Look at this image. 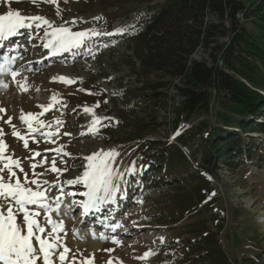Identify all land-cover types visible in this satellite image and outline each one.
<instances>
[{
  "label": "rangeland",
  "instance_id": "374dc122",
  "mask_svg": "<svg viewBox=\"0 0 264 264\" xmlns=\"http://www.w3.org/2000/svg\"><path fill=\"white\" fill-rule=\"evenodd\" d=\"M60 7L63 9V21H78L76 25H70L73 31L97 28L113 35L91 37L86 46L53 57L42 47L41 39L30 41L28 33L31 30L25 29L26 39L22 40L25 44L21 47L27 53L22 55L24 58L17 64L22 62L19 67L25 65L33 68V71L22 74L28 77L29 90L24 92L12 83L7 89L0 88V107L7 110L4 120L13 117L12 123L23 134L26 126L20 120L17 121L21 110L25 114L40 113L43 108L38 106L52 105L39 118L44 121H54L56 118L65 121L52 143L45 142L39 135L36 136L39 144L29 138V148L49 158L43 167L36 168L37 172L49 168L50 158L56 155L48 149L64 145L65 150L71 153L70 157H58L57 167L63 168L60 161L68 160L75 168L69 167L62 174L49 172L44 179L52 181L57 175H60L61 181L74 178L83 170L80 158L101 148H115L120 152L116 158V167L120 171L126 172L133 164L137 168L135 175L126 174L121 182L125 197L131 204L118 213L116 224H123L128 233L123 229H117L116 232L107 230L106 233V229L103 230L99 225L91 229L88 227L90 223L86 221L78 224L82 209L77 208L65 219L68 246L73 251L80 248L91 252L88 243L79 241L72 230L79 229L89 238L90 230H95L97 235L104 233L110 237L118 236L123 241V245L118 246L110 240H99L103 243L100 249L114 248L115 251H97L95 264H106L110 258L113 264H120V261L123 264H195L201 260L196 259L200 255L193 258L197 260L194 263L190 262L191 257L202 244H193L190 239L200 235L194 232L203 231L219 241L229 264H257L256 259H261V264H264V135L250 134L257 140L258 149L238 169L231 171L224 164L216 162L210 169L202 170L205 166L202 141L207 135L205 126L214 120L210 113L199 111L192 116L181 117L177 125L172 123L183 102L177 89L178 81L163 74H152L153 81L162 80L163 83L158 84L156 91L147 92L145 98L139 99L146 102L157 97V102L147 108V113L142 112L146 109L144 106L133 107V102H130L132 99L128 98L144 92L143 81L136 76L139 71L131 68L133 44L125 32L131 27L126 23L125 14L133 16L136 10L134 6H121L117 0H69L68 3L60 0ZM9 10H20L23 15H42L57 25L63 22L56 15L55 5L40 3L39 0L36 4L32 0H0V14H6ZM96 17L101 19L97 20ZM121 28L125 31L117 32ZM39 34L43 35V29L39 30ZM89 48L95 52V58ZM194 58L209 62L208 55L202 49L196 52ZM59 76L77 79V82L71 85L54 82L52 78ZM17 79L23 82L22 77ZM83 90L97 94L89 95ZM54 94L60 103L52 100ZM97 101L100 107L94 108L96 114L110 119L102 120L98 134L93 135L88 131L93 116L85 113L83 108L94 107ZM61 103H66L67 107L62 108ZM161 108L167 110L168 116L164 115ZM121 121L123 124H120ZM127 125L132 126L131 132L125 130ZM139 125L144 127V138L129 142L135 134L132 131ZM0 126L6 133L3 137L8 145L5 156L14 153L13 158H21L25 171H30V161L25 158L32 153L24 149L23 141L11 135L9 125L0 120ZM64 132H71V137L64 136ZM145 141L157 145L173 144L169 151L172 159L168 167L170 175L159 171L153 158L144 156L140 146ZM35 161H41V157H34ZM17 175L22 178L19 171ZM204 179L209 183L207 186L201 182H205ZM135 180L137 188L132 185ZM83 190L80 185L66 189L77 193ZM76 199L83 197L77 195ZM138 200L143 203H138ZM160 237H164L163 242ZM149 249L156 254L146 261L137 259ZM88 252H85V256Z\"/></svg>",
  "mask_w": 264,
  "mask_h": 264
},
{
  "label": "trees",
  "instance_id": "16d2710c",
  "mask_svg": "<svg viewBox=\"0 0 264 264\" xmlns=\"http://www.w3.org/2000/svg\"><path fill=\"white\" fill-rule=\"evenodd\" d=\"M117 3L136 9L133 16L125 14L126 23L131 26L125 32L133 44L131 68L139 71L136 76L143 81L144 92L128 97L132 106H144L142 112L147 113V108L157 102V97L147 99L148 103L139 100L163 83L153 81L152 74L178 81L183 102L178 109L175 107L177 118L172 123L177 125L181 117L199 111L210 113L214 120L205 126L207 135L202 139L205 166L201 169H210L218 162L234 171L246 164L258 149L257 140L250 134L264 135V0H117ZM200 49L208 55L209 62L194 58ZM161 110L168 116L166 109ZM131 127L127 125L125 130L131 132ZM143 128L135 127L132 132L136 135L129 142L142 140ZM171 146L145 141L140 147L144 156L154 159L159 171L170 175ZM201 182L204 186L209 184L207 180ZM194 233L200 235L190 241L202 245L190 262L197 261L193 258L200 255L196 259L201 260L195 264H229L215 237L203 231ZM256 260L261 264V259Z\"/></svg>",
  "mask_w": 264,
  "mask_h": 264
},
{
  "label": "snow or ice",
  "instance_id": "6c2138e0",
  "mask_svg": "<svg viewBox=\"0 0 264 264\" xmlns=\"http://www.w3.org/2000/svg\"><path fill=\"white\" fill-rule=\"evenodd\" d=\"M39 2L55 5L56 15L63 21L60 0H39ZM68 2L69 0H64V3ZM32 3L36 4L37 0H32ZM95 19L101 18L96 17ZM77 23L76 19H72L57 25L55 21L42 15H23L20 10H9L6 14H0V48L4 47V41L19 35L24 29L31 30L28 33L30 41L36 38L41 39L42 47L47 49L48 54L53 57L86 46L91 37L113 35L111 32H103L97 28L73 31L70 25ZM41 29H43L42 36L39 34ZM124 31L123 28L117 29V32ZM104 46L107 47V45ZM19 48L20 45H17L11 51L18 52ZM89 52L95 58V52L91 48H89ZM23 58L22 55H5L0 58V88L7 89L10 82L16 84L24 92L29 90L28 77L22 74L25 71H33V68L25 65L16 67V64ZM39 63H43V61H39ZM18 77H22L23 82L18 80ZM52 79L54 82L59 81L68 85L77 82V79L65 76ZM83 91H87L89 95L97 94L88 90ZM52 100L60 103L56 100L55 94ZM38 107L43 108V112L25 114L21 110L19 120L26 126V131L23 134L12 123L13 117L9 116L7 120H4L7 110L0 107V114H3L0 115V120L11 127V135L23 141L24 149L32 153L25 158L30 161V171H25L21 158H13L14 153L5 156L8 145L3 139L6 135L4 128L0 126V162H2V166H0V264H95L97 250L88 252L87 249L77 248L73 251L68 246L66 242L68 230L65 219H68L77 208L82 209L81 216L86 217L93 212L104 211L109 205H116L118 203L117 196L122 192L121 182L124 181L126 174L135 175L137 168L133 164L126 172L120 171L116 167V158L120 156V152L115 148L108 150L101 148L80 158V166L83 170L74 178L61 181L60 175H57L52 181L44 179L43 177L49 172L62 174L67 172L69 167L75 168V165L69 164L68 160H61L60 163L64 167H57L58 157L71 156V153L65 150L64 145H58L55 149L47 150L56 154L50 158V167L43 172L36 171V168L43 167L49 158L42 156L40 151L30 149L29 138L39 144L40 141L36 139V136L39 135L45 142L52 143L54 138L60 134L59 129L65 123L60 118H56L54 121L41 120L39 117L44 112H48L52 105ZM61 107L66 108L67 104L61 103ZM99 107L100 102L97 101L94 107L83 108L85 113L93 116L91 127L88 129L89 133L93 135L98 134V126H102V120L110 119L102 118L96 114L94 108ZM63 135L71 137L72 133L64 132ZM34 157H41V161L33 162ZM72 159H76V157H72ZM5 160L7 162H3ZM17 171L22 173V178L17 175ZM75 185L82 186L84 190L79 193L66 191V186ZM77 195L83 199H76ZM66 200L67 203H65ZM137 202L143 203L142 200ZM114 211L115 209L109 210L108 219H111V213ZM100 222L105 223L104 221ZM81 223L83 224L84 221L81 220ZM105 226L107 227V224ZM133 226H135V222H133ZM117 229H123L125 233H128V229L124 228L123 224L117 223L111 227L112 232H116ZM72 231L81 242L86 243L89 239V236L84 235L79 229ZM89 235L91 239L110 240L115 245H123V241L118 236L110 237L104 233L97 235L95 230H90ZM159 239L161 242L164 241V237ZM98 251L112 253L115 249H98ZM85 252H88L87 256H85ZM155 254L152 249H149L137 259L146 261ZM106 264H113L112 258ZM120 264L123 262L120 261Z\"/></svg>",
  "mask_w": 264,
  "mask_h": 264
},
{
  "label": "bare ground",
  "instance_id": "6f19581e",
  "mask_svg": "<svg viewBox=\"0 0 264 264\" xmlns=\"http://www.w3.org/2000/svg\"><path fill=\"white\" fill-rule=\"evenodd\" d=\"M20 35H23V31H21V34ZM21 37H22V39H21ZM12 38H15V36L12 37ZM16 40L19 41V43H21L22 40H23V36H18L17 35L16 36ZM17 121H19V119H17ZM86 243H88L89 250L90 251H93V250H97L98 251V249H100L102 247V243L99 240H97V239H91V237L87 240Z\"/></svg>",
  "mask_w": 264,
  "mask_h": 264
},
{
  "label": "built area",
  "instance_id": "2783aa9c",
  "mask_svg": "<svg viewBox=\"0 0 264 264\" xmlns=\"http://www.w3.org/2000/svg\"><path fill=\"white\" fill-rule=\"evenodd\" d=\"M248 1V0H247Z\"/></svg>",
  "mask_w": 264,
  "mask_h": 264
}]
</instances>
